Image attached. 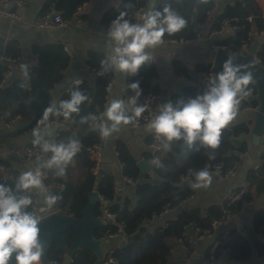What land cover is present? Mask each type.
<instances>
[{
  "label": "trees",
  "instance_id": "obj_1",
  "mask_svg": "<svg viewBox=\"0 0 264 264\" xmlns=\"http://www.w3.org/2000/svg\"><path fill=\"white\" fill-rule=\"evenodd\" d=\"M90 0H44L41 11H46L51 7L58 12L64 20H70L80 7ZM148 0H119L116 4L108 6L100 17V23L109 28L111 22L124 13V19L133 22L136 12L143 8ZM193 0H161L154 7L155 10H162L164 6H170L185 21V27L179 32L168 35L165 39H175L185 37L188 33L187 24L190 23L193 10H189L186 2ZM82 16V15H81ZM223 19H229L231 25L237 26V30L229 38L218 41L233 54H238L241 42L248 40L252 42L254 37H262L264 33V5L258 0H236L231 5H226L223 10L213 19L209 31L219 28ZM19 42L16 39L4 40L0 37V117L7 113L6 120L15 116H21L29 121L25 129L30 126L43 124L54 116L45 114V109L50 107L53 98L51 90L56 84L61 82L65 71L70 63V55L65 46L61 43H45L33 45L32 50L37 58L36 64L28 68L26 80L21 77H12L9 61L15 62L19 51ZM88 65L96 68L105 67L101 61H107L101 53L89 52ZM257 58L264 62V40L260 41L257 49ZM173 72L184 73L185 68L176 60L172 61ZM211 64H199L195 68V73L208 72ZM215 74L217 71L212 69ZM139 72L142 74L140 91L148 93H160V88L153 82L157 76L156 66L151 59L141 66ZM111 74H104L97 77L93 84L84 79L78 83L74 90L67 89L58 98L56 117L68 121V128L57 130L53 134L42 139L50 143H67L69 140H78L80 150L73 157L77 171H82V176L76 180L63 178L57 172L47 169L45 184L52 186V192L59 197L60 209L65 214L80 218L81 211L85 208L89 200L91 191L96 190L99 195L104 196L109 204L108 211L116 212L114 222L104 220L95 230L94 237L98 240L109 238L116 232V222L124 223V233L128 238L136 235L133 243L127 242L123 246L116 244L104 260L109 258L115 260L117 264H167L172 254V243L178 242L183 237L184 232L190 225L198 228L197 234H216L212 228V221L219 219L223 215V210H230L237 214L245 205L242 200L251 203L257 193L264 192V151L260 156V166L263 174L256 168L251 169L247 175V181L252 184V188L237 200L232 201L227 198L223 203L210 205L205 210L188 206H178L180 199L193 193L191 188H182L179 178L187 176L196 182L195 173L207 168L210 174H215L214 167L220 165L222 172L231 167L235 162L239 163L240 153L247 149L246 143L239 145L238 152H233L235 145L234 138L242 135H249L251 122H241L234 125H227L221 131L220 144L217 148L211 149L203 145L199 140L193 142L191 146L181 138L173 140L172 151H167L155 165L153 172H148L144 177H140L139 169L136 166V159L131 154L130 149L120 141L115 143V151L122 164L123 177L134 182L133 198L124 197L118 199L112 194L115 186L114 176L111 173L102 174L100 177L92 173L95 164L89 154V148L101 141V130L94 129V121L99 117L104 108L107 95L108 83L111 81ZM10 78V79H9ZM189 75V79H190ZM93 87L92 94L89 88ZM209 87L207 81L185 82L179 90L169 95L168 102L174 106L180 100L187 101L197 95L203 94ZM251 89L250 95L256 94L253 83L248 85ZM79 91L87 97L78 107V113H72L68 118L64 117L63 109L60 105L62 101L69 100L72 92ZM258 105L256 99L242 101L239 107H255ZM12 110V111H10ZM42 142V143H43ZM41 143V144H42ZM185 143L180 148L178 144ZM264 144V141L262 142ZM32 145H34L32 143ZM39 146L40 149L41 145ZM232 151L231 154L229 152ZM45 153V152H44ZM51 152L45 153V158L51 157ZM7 169V174L0 184L12 189L17 197L28 195L27 191L18 190L16 182L21 174L18 169L11 168L7 161L0 160ZM65 172L67 169L65 168ZM135 201V202H134ZM168 203L173 211L171 217L166 220V225H154L151 230L144 233L139 232V227L155 212H159L164 204ZM33 205L28 206V211ZM102 201L99 199L94 204L93 212L97 217H103ZM253 228L256 233L262 236L263 241H257L259 254H264V208L258 209L253 214ZM66 245H69L73 238L71 230L66 232ZM211 245L206 249L204 257L208 258ZM215 253L219 256H226L231 261H245L252 253V245L243 235L242 228L229 227V237L222 240L217 246ZM47 259L49 264H62L64 260V249L49 242L47 245ZM12 264H15V253L12 255ZM70 264H97L96 255L86 248H79L71 255Z\"/></svg>",
  "mask_w": 264,
  "mask_h": 264
},
{
  "label": "crops",
  "instance_id": "obj_2",
  "mask_svg": "<svg viewBox=\"0 0 264 264\" xmlns=\"http://www.w3.org/2000/svg\"><path fill=\"white\" fill-rule=\"evenodd\" d=\"M119 0H90L86 3L89 5L87 12L81 13L80 17L82 23L78 26L70 24L63 28H57L51 32H47L42 29H36L32 26V23L38 12L41 11V5L44 0H30L28 5L19 6L16 11L19 15L18 20H11L9 18L0 17V37L4 40L16 39L19 42V51L17 52V59L14 62L11 75L12 77H21L26 80V73L29 67L36 64L37 58L33 53V45L45 44V43H61L65 46L70 55V63L64 76L58 84L51 90L52 102L57 103L58 98L67 90H74L78 85L76 81L81 82L84 79L89 80L86 67L88 65V53L98 52L105 56L106 60L112 55V48L115 46L114 42L110 40L107 35L106 27L100 23V17L108 6L114 5ZM152 1V2H151ZM161 0H148L146 5L137 12V17L146 13L150 9L154 8ZM236 0H193L192 7L189 10H193V14L190 23L187 24L188 32L190 26L195 25L198 27L201 33V38L197 41L187 43H163L155 48L146 49L156 66L157 76L154 77L153 82L159 86L160 92L162 89L167 90V95L179 90L176 83L179 81L190 82L198 80L201 81L200 73L197 71L194 75L192 71L199 64H211L214 58L215 45L218 41L229 38L234 34L230 28H224L223 32L218 35L209 37V27L213 19L223 10L226 5H231ZM261 5H264V0H258ZM85 6V5H84ZM83 6V7H84ZM260 41L264 40V33L262 37H259ZM176 60L181 64L185 70L190 72V79L178 80L175 78L172 70V61ZM112 81L107 89V95L104 103V108L98 117V129L101 130V125L107 126L111 129L110 134L107 137L101 136V149L100 156V170L104 171V174L111 173L114 176L116 189L112 191V194L118 199L124 197L133 198V186L132 184L125 183V179L122 173V164L118 159L115 151L116 141L123 142L129 149L134 158L139 160L145 158L151 162V167L148 172L155 170V165L152 161L156 159L158 162L163 154L167 151H172L174 144L168 142L163 138L160 139L161 147L160 153H156L155 149L150 146L155 133L150 131L147 125L128 128L124 127L122 123L116 125L113 129V121L109 120L106 116L108 106L113 100H122L124 102V114L132 111L133 95L125 85L126 73L119 72L111 67ZM9 78V79H10ZM57 93V95H56ZM57 110V109H56ZM51 114V113H50ZM52 115V114H51ZM256 111L249 108L239 107L236 117L229 123L234 125L241 122H251V128L255 119ZM7 113H4L0 117V160L7 161L9 166L19 171L32 170L35 171L36 167L45 171L51 169L55 172L60 171V167L64 168L63 178H69L76 180L82 176V171H77L74 158L68 162V164L60 165V167L53 166L52 168L44 167L43 165L48 160L44 158L38 161L25 160L13 153L14 149H22L28 145H32L35 139L33 130L36 128L41 129V135L46 138L48 133L45 128L38 126L34 128L30 126L25 129L29 124V121L22 118L20 115L6 120ZM239 144H234V153L239 154L238 146L246 143L247 149L244 153H240V161L237 167L229 176L222 174H210L212 177L211 183L206 187L201 184L200 187H192L193 198L188 200L184 206L199 208L201 211L205 210L210 205L223 203L232 193L236 191L247 179L248 172L256 168L260 164V156L264 149L262 143L254 145L251 140V133L249 135L239 136ZM43 141H41L42 143ZM5 143V145H3ZM165 144L168 147L165 148ZM185 143H180L177 147H184ZM65 168L67 172H65ZM7 169L0 162V174L3 176L7 174ZM140 175V174H139ZM144 177V176H140ZM28 196L31 197L33 205L30 213L37 217L55 210L46 209L44 202L43 188H33L28 190ZM135 202V201H134ZM109 204V202H107ZM260 208H264V192L254 195L247 208H242L232 219L231 227L242 228L243 235L246 237L247 230L252 228L254 234L257 236V240L252 245L251 256L245 261L234 262L226 256H219L214 260V264H264V254H259V249L256 246L257 241H263L261 235L255 232L253 228V214ZM173 214L172 209L163 215L152 226L147 225V230H151L154 225H162L166 223V220ZM104 222L103 217H99ZM215 234H204L201 238L197 239L193 247H184L178 240V244L173 245L172 254L167 264H205V251L209 247ZM193 239L195 234L190 235ZM100 247L102 250V264H106L104 260L109 251L118 244L119 240L115 237L101 238ZM65 256V252H64ZM98 261V259H97ZM70 261L62 264H70Z\"/></svg>",
  "mask_w": 264,
  "mask_h": 264
},
{
  "label": "clouds",
  "instance_id": "obj_3",
  "mask_svg": "<svg viewBox=\"0 0 264 264\" xmlns=\"http://www.w3.org/2000/svg\"><path fill=\"white\" fill-rule=\"evenodd\" d=\"M121 13L110 24L108 37L114 42L112 55L106 62L115 70L135 75L142 65L152 59L146 49L155 48L164 43L165 33L173 35L185 27L186 21L170 6L162 10L150 9L140 15L142 23H132L124 19ZM235 57L229 56L222 65V71L209 77V87L201 95L180 100L174 106L167 102L159 107V114L148 124V129L154 131L157 139L163 138L171 142L183 138L189 146L199 140L203 145L215 149L220 144L221 131L237 115L241 100L250 95L248 88L253 83L251 71L242 72L245 65L234 63ZM79 83V81H76ZM128 87L140 94L138 82ZM87 97L81 92H72L71 98L61 102L64 117L79 112V105ZM135 103V97L132 98ZM124 102L113 100L107 108L106 116L113 121V129L121 122L128 123L131 117L124 114ZM53 109L48 107L45 114ZM144 111L143 107L135 109V116L139 117ZM111 129L101 125V136L107 137ZM34 145H41L42 151L51 152V157L43 165L47 168L67 165L80 150L78 140H69L67 143H50L44 141L41 129L33 130ZM168 144H165V148ZM153 164H158L154 159ZM64 168L60 167L57 175H63ZM39 168L36 171L27 170L19 175L16 188L27 191L33 188H43ZM197 183L192 187L207 186L212 177L207 168L195 173ZM59 199L56 195H48L45 203L52 207ZM32 204L28 195L17 197L12 189L0 184V264H12V255L15 253V264H41L43 245L40 243L39 217L26 209Z\"/></svg>",
  "mask_w": 264,
  "mask_h": 264
},
{
  "label": "built area",
  "instance_id": "obj_4",
  "mask_svg": "<svg viewBox=\"0 0 264 264\" xmlns=\"http://www.w3.org/2000/svg\"><path fill=\"white\" fill-rule=\"evenodd\" d=\"M29 1L30 0H0V17L9 18L11 20H18L19 15L16 11V8L19 6L28 5ZM88 2H90V1H88ZM185 4L189 8L192 7V2H186ZM83 6L80 7V9L76 13L73 14V16L70 20H64L63 18H61V16L58 13H56V11L52 7L46 11H40L37 13V15H36V17L32 23V26L36 29H42V30H45L47 32H51L57 28H63V27L69 26L70 24L78 26L82 23V19H81L80 15L82 13L81 10H82ZM137 12H136V14H137ZM132 23H140L137 15H135V19ZM226 27L230 28L232 31L237 30V26L231 25L229 19H223L220 22L219 28L211 30L208 36L211 37L213 35H218V34L222 33L224 28H226ZM106 29H107V35H108V29L109 28H106ZM200 38H201L200 30L195 25H192V26H190V31L186 34L185 37H179V38H175V39L174 38L173 39L163 38V39H164V43H187V42L197 41ZM249 45H250V43L248 40L242 41L241 42L242 50H247ZM215 46H216L215 49L224 47V46L219 45V44H217ZM256 61L258 63L264 65V62H261L260 59H258L257 57H256ZM9 62H12V61H9ZM212 69L213 68L209 69L208 72H199L200 76H201V81H207L209 79V77L214 76ZM86 71H87V74L89 77V82L91 84H93L97 77L104 75V74H111V67L109 66L108 63L106 64L105 67H99V68H96L95 66H92V65H87ZM173 74H174L175 78H177L178 80L185 81V80H187V78H189L190 72L188 70H185L184 73L173 72ZM142 79H143L142 74L138 71V73L135 75L126 74L124 83L128 87L133 82H138L139 86H140ZM111 81H112V77H111ZM111 81H110V83H108V87L110 86ZM128 88L130 89V92L133 95V97H135V104L133 105L132 111L130 113L125 114L126 116L131 117V119L129 120L128 123L121 122L122 125L124 127H128V128H136V127L147 125L152 119H154V117L156 115L159 114V107L161 105V96H162L161 92L160 93H148V92L140 91V94L137 96V94L134 90H132L130 87H128ZM252 98H254V96L249 95V96L243 98L242 101L243 102L249 101ZM137 107H143L144 108V111L141 113V115L139 117L135 116V109ZM246 108L258 111V105H256L255 107L248 106ZM97 120H98V118L94 121L95 125H97V122H98ZM67 123H68L67 120L60 119V118L54 116L52 119L47 120L43 124H39V126H41L42 128H46L49 125H54V124L60 125V124H67ZM37 126H34V128ZM263 141H264V132L260 136V142L262 143ZM3 145H5V143H3ZM150 146L152 148H154L155 150L160 149V147H161L160 139H157L156 136H154L153 140L150 143ZM262 146L264 149V144H262ZM100 149H101V142L96 143L93 147L89 148V154L95 162V164L92 168V173L95 176H98L100 173V162H99L100 161V156H99ZM12 151L15 155H17V156H19L25 160H29V161H38V160H42L45 158V153L37 145H28L22 149H14ZM238 164L239 163L235 162L231 167L227 168L223 172H222L221 166L218 165V166L214 167V170H215L214 172L216 174L218 173V174H222L225 176H229L233 172V170L237 167ZM38 168L39 167H36L35 171ZM39 170L42 174L41 179L43 182L44 202H45V198L48 195H55V194L51 190L52 186L49 184H45V179L47 178L46 172L42 171V169H40V168H39ZM124 179H125L126 183L134 184L133 181L126 179V178H124ZM179 181H180V184H182L183 182H186V181L190 182L191 184L193 183L192 179L187 177V176H181L179 178ZM252 187H253L252 184L246 180L228 198H231L232 201L237 200L241 197V195L245 194ZM115 189H116V186L113 187V190H115ZM192 198H193V194H189L188 196L180 199L178 206L185 205L186 202ZM99 199L102 201L101 209H102L103 218L106 220H109L111 222H114L115 217H116V212L108 211V209H107L108 200L104 196L99 195ZM242 203L244 205L250 204L249 201H246L244 199L242 200ZM45 206H46V209H49V210L50 209H55L53 211L59 210L60 209L59 199L57 200V203L55 205H53L52 207H48V205L46 203H45ZM26 210L28 211V208ZM170 210H171V208H170L169 204L168 203L164 204L162 206L161 210L159 212L153 213L145 221L144 224L146 226L147 225L152 226L153 224H155V222L157 220H159L163 215H166ZM53 211H51V212H53ZM235 215L236 214H234L230 210H223V215L219 219L212 221L211 225H212V228L214 229V231L216 232V234L214 235V238L212 239V242L210 244L211 245L210 254H209L208 258L205 259V264H214V260L219 257V255H217L215 253L214 249L222 243V240H225L229 237V227H226L223 230H219V226H221V225L226 226L227 223H229ZM166 224L167 223H164L163 226H165ZM116 225H117V230H116V232H114L111 235V237L118 238V240L128 238L126 236V234L124 233V223L123 222H116ZM187 228L188 229L184 232L183 237L181 239H179V242L184 247L186 246L187 248H189V247H193L195 241L197 239L201 238L202 235L197 234L198 228L196 226L190 225ZM190 229L195 230V232H194L195 237L193 239L188 234V231ZM108 262L112 263V264H117V262L111 258L108 259L107 263Z\"/></svg>",
  "mask_w": 264,
  "mask_h": 264
},
{
  "label": "water",
  "instance_id": "obj_5",
  "mask_svg": "<svg viewBox=\"0 0 264 264\" xmlns=\"http://www.w3.org/2000/svg\"><path fill=\"white\" fill-rule=\"evenodd\" d=\"M152 2V1H151ZM89 5H85L81 12H87ZM56 13H58L56 11ZM236 31V30H235ZM260 43L258 37H254L250 43L247 50H241L238 54H233L230 49L226 47H221L215 49L214 58L212 62V68L217 72L222 71V65L224 61L229 57H235L234 63L245 65L242 72L251 71L253 75V85L256 88V94L254 99L258 102V111H256L255 119L251 128V140L254 145L260 143V136L264 132V65L256 61L257 49ZM13 62H9L10 66H13ZM194 75L195 72L192 71ZM183 82L179 81L176 83L177 86L182 85ZM129 89V88H128ZM93 87L90 86L89 94H92ZM130 91V89H129ZM57 95V93H56ZM161 105L168 102L167 90H161ZM50 107L53 109L51 114L53 116L57 113V103L52 102ZM12 111V110H10ZM68 128L67 124L60 125H49L45 128L48 135L53 134L57 130H63ZM94 129H98V125L93 126ZM234 144H239L240 140L238 138L233 139ZM161 150H155L156 153H160ZM232 151L229 152L231 154ZM136 166L139 169L140 176H145L151 167V162L145 158H140L136 162ZM256 170L263 174V170L260 165L256 166ZM104 174L103 170H100L99 177ZM3 180V175L0 174V183ZM126 183V182H125ZM129 183H127L128 185ZM191 183L186 181L181 184L182 188H190ZM99 200V194L96 190H93L89 194V200L85 208L81 211V217L76 218L69 216L64 213L63 210L59 209L53 212H49L39 218L40 223L38 227L40 228V243L43 245V254L41 257V264H49L47 259V245L49 242H53L55 246L63 248L65 252L64 260L65 262L70 261V256L72 253L79 248H86L91 250L97 257V264H102V250L100 247V241L94 237V232L96 228L102 223V220L94 215L93 208L96 201ZM247 208V205L244 206ZM232 223H227L226 226H219V230H223L226 227H231ZM71 230L73 233L72 241L69 245H66V232ZM147 231V226L145 224L139 227V232L144 233ZM195 230L190 229L188 231L189 235L194 234ZM136 235L130 236V238H124L119 240L118 245L123 246L127 242L133 243ZM246 239L249 243L254 244L257 240V236L254 234L252 228H249L246 233ZM173 245L178 244V242H173ZM112 264V263H107Z\"/></svg>",
  "mask_w": 264,
  "mask_h": 264
}]
</instances>
